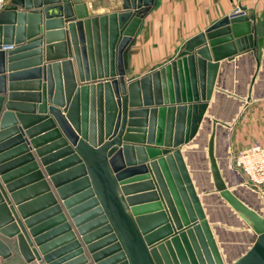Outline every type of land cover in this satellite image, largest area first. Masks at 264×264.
<instances>
[{"label":"water","instance_id":"obj_1","mask_svg":"<svg viewBox=\"0 0 264 264\" xmlns=\"http://www.w3.org/2000/svg\"><path fill=\"white\" fill-rule=\"evenodd\" d=\"M152 5L122 0L119 11L90 16L83 0H9L0 11V264H264V218L223 183L213 133L201 152L205 189L189 160L218 62L247 53L257 68L262 39L253 42L245 15L218 21L165 67L166 98L163 70L124 80ZM225 24L231 36L213 39ZM204 38L210 56L195 52L193 65L185 56ZM231 38L235 49L213 47ZM129 133L163 149L122 144ZM205 191L251 232L232 261L214 242Z\"/></svg>","mask_w":264,"mask_h":264},{"label":"crops","instance_id":"obj_2","mask_svg":"<svg viewBox=\"0 0 264 264\" xmlns=\"http://www.w3.org/2000/svg\"><path fill=\"white\" fill-rule=\"evenodd\" d=\"M83 2L87 5L90 16L119 11L122 5V0H83ZM236 9L242 11L248 19L253 42L257 38L262 39L261 57L258 60L257 68H254V60L247 53L236 54L232 61L224 59L218 62L213 92L208 103L210 108L206 109L203 116L206 121L197 132L192 146L194 150L191 151L189 160L197 172L196 184L199 182L202 186H208V177L201 169L202 148L200 146L204 138L207 142L213 133V138L216 137V141H213L214 159L221 162L217 165L219 176L225 185L231 182L237 187L244 188L242 192L250 200L245 202L242 200V202L251 209L250 203L255 204L257 199L264 207V189L255 190L253 193L246 191L243 177L233 168L232 159L239 151L252 143L264 144V0H153V5L142 14L139 25L131 38L127 51L124 80L127 83L153 71L163 70L160 73V86H163L164 96L168 98L167 82L170 84L171 78L170 71L167 74L164 72L165 67L175 60V57L182 52L185 46H193L194 39H199L200 35L204 36L206 29L231 16ZM224 29L231 36L230 25L225 24L212 31L213 39L227 35ZM207 43L208 40L205 39L204 44L195 46L193 53L185 57L191 56L190 62L194 65V58L198 57L195 52L205 51L210 56V48ZM215 46L230 50L232 47L235 49L237 45L231 38L230 41L213 45V47ZM7 49H11V47ZM252 77L254 79L248 89V81ZM215 92H221L222 95L215 94ZM170 105L173 104H162L159 107ZM216 125H220L221 128ZM204 132L205 135L201 136ZM129 134L132 135L133 142H123L122 144L148 149H163V147L145 145V134L141 139L135 138L134 134ZM155 134L156 132H154L153 138H155ZM221 135L222 138H220ZM127 156L136 163L140 153L131 151ZM211 193L207 191L206 194L209 195L207 207L210 209L205 212V216L209 225L212 220L214 224L223 228L219 233H216L217 235L212 233L214 242L216 245H219V242L222 243L224 250H219L222 258L235 259L244 252L246 243V239L244 240L246 233L238 230L242 226L241 223L246 228L248 227L242 219L220 206L221 202L214 196H210ZM222 203L226 205L223 201ZM240 248L243 249L241 252Z\"/></svg>","mask_w":264,"mask_h":264},{"label":"built area","instance_id":"obj_3","mask_svg":"<svg viewBox=\"0 0 264 264\" xmlns=\"http://www.w3.org/2000/svg\"><path fill=\"white\" fill-rule=\"evenodd\" d=\"M8 4V0H0V11ZM232 15H243L236 9ZM233 168L243 177L245 185L254 190L264 189V144L252 143L239 151L232 159Z\"/></svg>","mask_w":264,"mask_h":264},{"label":"rangeland","instance_id":"obj_4","mask_svg":"<svg viewBox=\"0 0 264 264\" xmlns=\"http://www.w3.org/2000/svg\"><path fill=\"white\" fill-rule=\"evenodd\" d=\"M200 134H202V133H200ZM203 135H205V132L201 135V136H203ZM203 139V138H202ZM205 138H204V140L202 141V143H201V148L203 147V144L205 143ZM200 163H202V167H204V162L202 161V159H201V162ZM208 180L210 181V178L208 177ZM208 181V182H209ZM231 184V186H229ZM228 185V188L231 190V189H234L232 192L233 193H237L238 192V190L239 191H244V188H241V187H237L236 185H233L231 182L229 183V184H227ZM207 187V186H206ZM231 187V188H230ZM244 187H245V189L246 190H248V192H250V193H253V191H255L254 189H252L251 187H248L247 185H244ZM237 188V189H236ZM207 194V191H205V194H204V198H203V206L205 207V211L207 212L209 209H208V207H207V198H208V196L209 195H206ZM210 196H214L215 198H216V200H218L219 202H221V204L222 205H220V206H222V207H225L229 212H231L232 214H235L233 211H232V209L229 207V206H227V205H224L223 203H222V200L219 198V197H217L216 195H214L213 193H211L210 194ZM251 207H253L252 209L255 211V212H257L258 214H260V215H262V216H264V208L262 207V203L260 202V200L259 199H257V202L254 204L253 202L251 203ZM256 208V209H255ZM235 216L237 217V215L235 214ZM214 220V219H213ZM215 221V220H214ZM210 225H211V231H212V233H214V235H217L216 233H218V232H220V230H223V228L220 226V225H218V224H214L213 223V221L211 220V222H210ZM241 227H240V230H238V231H244L245 233H246V236L244 237V240L246 239V243H245V245H244V248H246L247 247V245L249 244V240H250V238H251V232H250V230L248 229V228H246V226H244V224H242L241 223ZM219 235V234H218ZM222 243L221 242H219V247H220V249L223 251L224 249H223V245H221ZM241 248H243V247H241ZM241 248H240V252L243 250H241ZM234 259V258H233ZM233 259H228V260H230V261H232Z\"/></svg>","mask_w":264,"mask_h":264},{"label":"bare ground","instance_id":"obj_5","mask_svg":"<svg viewBox=\"0 0 264 264\" xmlns=\"http://www.w3.org/2000/svg\"><path fill=\"white\" fill-rule=\"evenodd\" d=\"M127 12L129 13V12H131V9H129V10H127ZM220 138H222V135H221V137ZM222 145V144H221ZM224 146V145H223ZM222 148V147H221ZM202 169V168H201ZM199 171H200V169H199ZM226 173V172H225ZM203 174V173H202ZM231 175V174H230ZM206 176V175H205ZM228 176H229V174H228ZM195 178H196V176H195ZM233 178V177H232ZM230 179H231V177H230ZM208 182V181H207ZM203 184V183H202ZM208 185V184H207ZM234 185V184H233ZM197 186H198V188H200V189H205L206 188V186H202L201 185V183H197ZM229 186H231V184L229 185ZM242 186V185H241ZM231 188V187H230ZM239 188V187H238ZM237 189V188H236ZM232 191L234 190V189H231ZM247 191V190H246ZM234 192V191H233ZM246 194V193H245ZM250 194V193H249ZM248 194V195H249ZM234 195V194H233ZM205 197V196H204ZM234 197L239 201V202H241L242 204H244L246 207H248V205L247 204H245L244 202L245 201H249L247 198H246V196L244 195V192H242V191H239L238 190V192L237 193H235V195H234ZM253 197V196H252ZM241 199V200H240ZM207 200V199H206ZM242 200L244 201V202H242ZM210 202V201H209ZM251 204V203H250ZM207 205V204H206ZM205 206V205H204ZM251 206V205H250ZM210 207V206H209ZM215 208V207H214ZM249 208V207H248ZM253 207H251V209H252ZM264 208V207H263ZM210 209V208H209ZM254 209V208H253ZM256 209V208H255ZM224 210H226V209H224ZM213 211V210H212ZM227 211V210H226ZM256 211V210H255ZM214 212V211H213ZM223 212V211H222ZM228 212V211H227ZM224 213V212H223ZM236 219V218H235ZM236 221V220H235ZM219 233V232H218ZM228 246V245H227ZM232 247V246H231ZM232 253V252H231ZM227 254H229V253H227ZM228 259V258H227ZM230 259V258H229Z\"/></svg>","mask_w":264,"mask_h":264}]
</instances>
